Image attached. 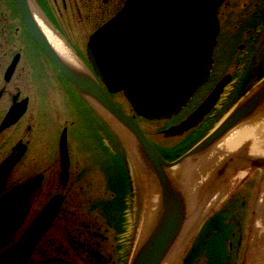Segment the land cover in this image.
Instances as JSON below:
<instances>
[{"label":"flooded vegetation","instance_id":"obj_1","mask_svg":"<svg viewBox=\"0 0 264 264\" xmlns=\"http://www.w3.org/2000/svg\"><path fill=\"white\" fill-rule=\"evenodd\" d=\"M125 2L126 0H25V5L27 14L38 31L47 39L43 27L48 29L70 54L71 61L79 66L76 68L92 75L93 71L86 56L85 44L89 36L108 22ZM228 2H230L229 5ZM248 5L249 9L247 10L246 6ZM228 7L230 11H227ZM217 19L219 31L214 49L219 45V37L228 30L227 38H232V43L228 44L229 50H235L234 56L230 52V54L222 52V60L226 56H230L226 61L227 65L234 64L233 60L239 58L237 54L244 51L250 55L246 59L252 60L257 55L256 62L254 65L247 64L250 69L246 68L245 73L239 72L240 76H236L235 71L228 69L230 66L219 74L214 73L212 68L208 80L195 90L187 103L188 105L197 102L201 98L196 103L195 108L177 118L180 119L177 122L173 119L181 114L187 105L174 117L162 119L169 120L171 124L167 129L155 130L153 132L155 135L162 132V134L172 136L167 130L185 120L213 93L219 83L227 78V83L222 86L213 106L202 116V121L194 127L202 125L199 131L201 135L204 133L199 139L202 141L220 125L234 106L264 77V0H225L217 10ZM230 21L231 25H229ZM225 26L230 29H226ZM87 31L89 33L86 36L84 51L82 52L80 48L81 36ZM226 44L223 46L225 47ZM83 54L85 57L82 56ZM67 64L75 67L70 61ZM96 79L100 86L105 89L102 82L98 78ZM48 86H51L52 91L55 89V92L49 95V101L53 109L56 130H59L56 146L55 143L48 145L47 141ZM228 88L231 92L224 95ZM69 94L84 101L87 123L91 127L94 119H97L98 125L101 126L102 123L106 125L107 129L102 126L100 130L106 135H108L107 130L110 131L111 136L114 135V131H118L108 119L98 112L94 107V102L80 94L56 69L32 38L15 0H0V125L12 108L15 109L11 117L17 118L14 123L0 131V165L9 155H19L5 178L4 186L0 190V199L13 189L20 188L31 180L37 182L34 189L29 194L25 193L22 199L18 195L5 203L9 205L0 206V212H2L0 215V259L20 242L50 199L58 196L60 204L56 214L33 244L22 264H44L48 262L117 264L114 257L120 249H117V245L113 243H116L114 238L118 236L117 229L120 222H112L109 223V226L102 228L101 223L92 219V214L110 213L111 204L109 205V201L105 203L101 200L94 203L95 199H114L115 202V199L124 198L126 192L128 196L133 192L136 194L135 186L132 190L133 182L130 180L132 175L130 176V167L128 168L126 163L128 159L126 160L120 152L119 165L113 160V163H103L104 166L101 164L99 166L91 159L94 149L90 144H87L86 148H80L76 142L73 144L75 138L71 134L73 128H76V132L80 130L75 126L76 121L79 120L72 115V110L67 113L58 106V104L67 105L66 101ZM225 96L231 97L226 101L221 111L216 113V108L219 107H217L218 103L221 104L222 100H225ZM110 97L115 105L125 113L124 105L115 99L116 94H112ZM132 111L133 114H125L135 123H138V127L156 153L167 161L170 157L168 153H174V151L171 148H160L158 143L148 136L147 130L145 131L139 125V121L135 119L138 115L134 110ZM263 118L264 108L258 116L248 122V125L259 122ZM208 119L211 122H208ZM111 120L112 123L115 122L112 118ZM151 120L159 121L160 119ZM194 128L174 135L185 136L184 134ZM120 129L122 128L120 127ZM123 129L126 132L128 130L124 126ZM128 131L131 134L127 132V136L130 137L132 143L127 144L122 135L119 134L123 140L122 143L119 142V147L134 150L133 154L136 161L140 163L142 171L148 175V179L152 178L149 181H152L153 192L157 191L159 185L157 167L155 169L151 162L143 157L138 142H135L136 138L130 130ZM258 131L256 141L261 142L264 134L260 130ZM222 138L223 136L207 147V150H203V153H200L202 155L208 153ZM76 139H78L77 136ZM260 142L258 149L264 151V142ZM248 147L249 144L246 143L245 148L237 152L235 156H228L220 165H217V174H212V181L204 192V196L211 193L210 196H207L209 198L214 195L218 197L219 194V199L226 196L215 209V212L219 216H216L217 224L225 226L224 235L227 236V240L223 239L222 242L224 259H226L225 251L230 248H235L236 251L231 250L233 253L229 255L231 264L235 263L234 259L238 255L237 251L242 242L244 244L247 241L248 231H255L254 226L256 224L257 226H264V156L246 157ZM49 150L54 153L51 157L48 156ZM61 150L65 158L64 162L67 158L66 171L62 170ZM132 160L134 161V159ZM102 172H106V174H102ZM110 172L114 174H110ZM227 172L229 175L225 177ZM235 180L237 183H234ZM106 181H108L109 186L107 192H105L104 185ZM110 184L115 191H111ZM234 184L235 186H232ZM231 187L232 189L229 191ZM52 193L53 195L47 200V195ZM105 204L108 205L107 210H104ZM88 217L89 220H87ZM8 219L12 220L8 230H6L5 222ZM253 227L254 229H252ZM112 231L116 232L111 240ZM236 243L237 245H235Z\"/></svg>","mask_w":264,"mask_h":264},{"label":"water","instance_id":"obj_2","mask_svg":"<svg viewBox=\"0 0 264 264\" xmlns=\"http://www.w3.org/2000/svg\"><path fill=\"white\" fill-rule=\"evenodd\" d=\"M223 1L127 0L121 10L97 29L88 41L87 59L94 75L104 84V90L94 76L68 65L58 56L28 16L25 0H15L32 38L56 69L80 94L90 98L130 130L143 157L155 169L157 167L161 192L158 212L129 264H163L182 233L186 217L185 198L170 182L166 168L171 170L189 156L205 150L230 129L240 126L263 109L264 77L236 104L217 128L189 152L171 162L163 160L156 153L138 125L113 103L109 94L122 92L135 113L147 119L176 115L197 87L209 78L218 34L216 14ZM226 79L211 94L210 106H213L222 86L227 83ZM142 94L148 96L152 107L141 105L145 102L139 96ZM197 110L167 131L174 135L196 125L205 113ZM16 120L17 118L6 116L0 125V131ZM10 157L9 155L3 162L5 165L2 173L0 172V190L4 186L7 171L10 172L17 159L15 157L9 161ZM32 182L33 186L37 184L34 180ZM12 191L0 199V204L14 198L13 193L17 190L15 188ZM59 204L58 196L48 202L37 221V227L32 228L26 239V242L30 240L27 248L22 245L24 249L28 250L43 229H46Z\"/></svg>","mask_w":264,"mask_h":264},{"label":"rangeland","instance_id":"obj_3","mask_svg":"<svg viewBox=\"0 0 264 264\" xmlns=\"http://www.w3.org/2000/svg\"><path fill=\"white\" fill-rule=\"evenodd\" d=\"M229 4H230V2H228V5ZM246 8L248 10L249 5L246 6ZM228 9H229V7L227 8V11H230ZM233 17H234V15H233ZM230 23H231V21L229 22V25H231ZM223 28H224V26H223ZM225 28L230 29V28H227L226 26H225ZM227 32H228V30L225 31L223 36L219 37V45L216 47V49L214 51L213 72L216 74H219V72H221V71L223 72V70L225 68H228V66H230V68H228V69L235 71L236 76L237 75L240 76L241 74L239 72L242 71V73L243 72L245 73L246 68L250 69V67H247L248 65H254V63L256 62V59H257V55H255V57L252 60L250 58L246 59V57L250 56V55L244 51H241V52L238 51L239 53L237 55H239V58H236L235 60H233L234 64L230 63L229 65H227L226 61H227V59L230 58V56L229 57L226 56L225 59L222 60V58H223L222 52H226L228 54L231 53V54H233V56L235 55L234 54L235 50H232V51L229 50L230 46L228 44L232 43V38H227ZM88 33H89V31H87L86 34L82 35L83 37L81 36L82 40H81L80 48H81L82 52L84 51V43H85L86 36ZM225 43H227V44L224 47L223 44H225ZM82 56L85 57L84 54ZM219 63H220V65H219ZM223 64H225L226 66ZM230 86L232 87L233 85H230ZM229 89L230 88L225 90L224 95H227L228 92H231V90H229ZM54 92H55V89L52 91L51 86L47 87L48 108H47V117H46V127L48 129L47 130L48 145L51 143H55V146H56L59 130L58 131L56 130V122L54 120L53 109L51 108L50 101H49V97H50L49 95L53 94ZM230 97L225 96V100L224 101L222 100L221 104H220V102L218 103L217 107L218 106L219 107L216 108L217 109V111H215L216 113L221 111L222 107L225 105L226 101H228ZM115 99L120 104L122 103L124 105V109H125L126 114H129V113L133 114V113H131L133 111L129 107V104L126 102V99L124 98V96L122 94H116ZM200 100H201V98L198 99L197 102H199ZM66 102H67V105H65V106L63 104H60V105L58 104L60 109L67 111V113H70L72 110V115L77 117L79 120V121H76L75 126L77 128H79L80 130H78L76 132V128H73V131L71 134V136L73 138H75L73 144H75V142H76V144L80 148H86L87 144H90L91 147L94 149V151L91 155V159H93L95 161V164H98L99 166H100V164L104 166L103 163L109 164V163H113L114 161L117 165H119V163H120L119 162L120 161V154L119 153L120 152L126 160L128 159V162H126V163H127V167L128 168L130 167V169H129L130 176L132 175L130 177L131 178L130 180L133 182L132 190L135 186L136 194L133 192V193H130V195L128 196V194L126 192V196L124 198H122L120 200L115 199V202H114V199L113 200H111V199H95L94 203L100 202L101 200L105 201V203H106V201H109V205L111 204L110 210H109L110 213L109 214H101V215L92 214V219L98 223H101L102 228L109 226V223L120 222L119 228L117 229L118 236L116 238H114V233L116 231H114V232L112 231V233H113L112 238L109 234V237L111 238V240L113 238L116 240V243H113V244L114 245L116 244L117 245L116 248L120 249L119 253L117 251V254L114 257V261L117 264H129L135 250L137 249V246L142 241V239L145 237V235L147 234V231H148V229H145V227H146L145 222H147V220H149L150 217L147 215H148V212H150L152 209L151 208L152 207L151 202L149 199L147 200V196H146V192H147V188H146L147 183L146 182H147V180H149L148 175H146L143 171L139 170L136 167V165L134 166L132 164L131 159H133V156L130 152V151H134L132 148H131L132 150H129V149H126L125 146H124L125 149H122L121 147H119V142L120 143L123 142V140L120 137L121 133L113 130L114 135L111 136L110 131L107 130V134L109 136H111V137H109L108 135H106V133H104L103 131H100L102 129V126L105 127L106 129H107V127L104 123H102L101 126L98 125V123L96 122L97 119H94V123L91 127L87 123V115H86L87 111L85 108L86 105L84 104V101L81 98H78L75 95L69 94ZM197 102L196 101L192 102V103L190 102L191 104H188L187 108H185V110H183V112L181 114H179L173 120H176V122L178 120H180L177 118H180V116H183V114H185L187 112L189 113L192 108H195ZM95 104L96 103H94V107H95ZM96 105H98V104H96ZM99 107L102 110H104L101 106H99ZM92 111L94 112L93 109H92ZM104 111L107 112L106 110H104ZM98 112H99V110H98ZM96 113H97V111H96ZM108 114L115 121V123L117 122L116 124L123 129V125L120 122H118L110 113H108ZM127 117L130 118L129 116H127ZM135 119H137V121H139V125L145 131L147 130L148 136L153 141H156L160 148H165V149L171 148V150L174 151V153L173 152L168 153V155L170 157L167 160V162L175 161V160L179 159L181 156H183L184 154H186L187 152H189L196 144H198L200 142L199 139L204 134V133L202 135L199 134V131H200V128L202 125H200L196 128H194L195 125H193V127H191V128H194V129L189 131L187 134H184L185 136H182V137H179L180 135L179 136H176V135L167 136L165 134H162V132H159V135H155L153 133L155 130L157 131V129H158L159 131H161L163 129H167V127L171 124V122H169V120H162V119H160L162 121H160V120L159 121L158 120H148L145 118H141L140 116H136ZM211 120L208 119V122H211ZM201 121H202V119H200L196 123V125L199 124ZM110 124L113 126L112 122ZM136 124L138 125V123H136ZM71 130H72V128H71ZM127 132L130 133L128 130H127ZM181 133L182 132H180L178 134H181ZM257 134H259V131H256V134H255L256 139L255 140H257V138H258ZM76 136L78 137L79 140L76 139ZM261 139H263L261 141H264V136ZM114 141H116L118 144L115 143ZM250 141H254V140L250 139ZM135 142H136V140H135ZM81 143H84V144H81ZM116 144L118 145V147ZM252 144H253V142H252ZM165 151H167V150H165ZM48 152H49V154H48L49 157L54 155V153L52 151L49 150ZM165 154H167V153H165ZM201 155H202L201 153H197L195 155L189 156L188 158L194 156L193 157V159H194L197 156H201ZM184 161H181L174 168H177L178 166L182 165V163ZM134 164H135V162H134ZM110 165H112V164H110ZM166 170L169 171L170 169L166 168ZM102 174H106V172L105 173L102 172ZM110 174H114V173L110 172ZM234 183H237L236 180L234 181ZM104 185H105V192H107L109 190L108 181H106ZM193 185L195 186L194 183H193ZM193 185H192V187L194 188ZM156 186H157V184H156ZM232 186H235V184ZM110 189H111V191H115L114 187H112L111 184H110ZM195 189L196 188L191 189L190 192L193 193ZM231 189H232V187L229 189V191ZM158 190H159V188L157 187V191ZM52 195H53V193L48 194L47 200L50 199V197ZM224 198H220V199L217 198L215 200H212V203L211 202L208 203V201L206 202V205L208 206V208H207V206L206 207L203 206V208L201 210L202 213L199 212L200 217H199L198 222L195 226V229L193 230V233H191V235L187 237V239L185 241L186 243H185V245H183L182 250L174 258H172L171 260H167L170 256L172 249H174V246H173L171 248L170 252L168 253L166 259L164 260L163 264H215V263H213L214 261L216 262V264H220L219 263V261H220L219 254H220L221 249H222L223 239L227 240V236L224 235V233H225L224 227L225 226H221V225L217 224L218 219H216L217 215H216L215 209L219 206V204H221L223 202ZM206 199L207 198H203V200L200 202L202 203ZM147 202H148V204H147ZM104 206H105L104 210H107L108 205L105 204ZM94 207H96V205H94ZM153 217H154V215H153ZM186 217L188 219V217H189L188 213H187ZM217 217H219V216H217ZM224 217H226V216H224ZM89 219L90 218L88 217L87 220H89ZM147 224H150V223L147 222ZM261 228H262L261 226H257V227H255V231H253V232L248 231L249 234L247 235V241H245L244 244L242 242L241 247H239V249L237 251L238 255L234 259L235 263H233V264H248V259L250 257L252 250H253L254 254L256 253L255 258H259L260 255L257 254V251L255 249H253L252 246L250 247L249 245H250V243H252L251 241L254 238H256L255 235H258V232L262 231ZM235 245H237V243ZM114 248H115V246H114ZM248 248H249V252H247ZM231 250L233 252H236L235 248H230L227 251H225L226 252V255H225L226 259H224V262L222 261L223 264H231V258L229 257V255L231 253H233ZM225 252H224V254H225ZM209 259H211L212 261H210ZM166 261H167V263H166Z\"/></svg>","mask_w":264,"mask_h":264},{"label":"bare ground","instance_id":"obj_4","mask_svg":"<svg viewBox=\"0 0 264 264\" xmlns=\"http://www.w3.org/2000/svg\"><path fill=\"white\" fill-rule=\"evenodd\" d=\"M43 30H44V33L46 34L47 41L49 40L52 48L55 49L54 51L58 54V56L64 62L68 63L70 61L72 64L75 65V67L76 66L79 67L77 64H75L74 62L71 61L72 58L70 57V54L65 50V48L62 46L60 41L58 39H56V37H54L48 31V29H45L43 27ZM90 38H91V36H89V38L85 44L86 56H87V51H88V41L90 40ZM212 95H209L207 97V99L201 105H199V107L197 108L198 110L196 109L198 112H205V113L208 112V110L212 106L211 105L209 108H207L209 106V100L211 99ZM139 96H142L143 98L142 97L141 98L145 100V102L142 101L143 104H141V105L152 107L151 104H149L150 101H149V98L147 95L142 94ZM109 97H110V95H109ZM124 98L126 99L125 96H124ZM126 101L128 102L127 99H126ZM136 102H138V101H136ZM128 104L130 105L129 102H128ZM95 107L99 110L100 114H102L106 119H108L110 121V123L112 122L110 116L105 111H103L96 104H95ZM130 107L132 108L131 105H130ZM14 109L15 108H12L8 112L7 117L13 116V110ZM196 110H194V112ZM261 111H262V109L260 111H258L253 117H251L248 120H246L245 122H243L240 126L230 129L223 136L222 140L220 142H218L217 144H215L210 149V151L208 153H205L204 155H201V156H197L194 159H193L194 156L190 157V158H186V160L182 163V165L178 166L177 168L171 169L170 171H166V174L169 177V180L172 183V185L175 188H177L180 191L183 198H185L184 200H185L186 216H187V213L189 216L188 219H187V217H185V224H184V228L182 230V233H181L180 237L178 238L177 242L175 243L174 249H172L170 256L167 260H171L182 250L183 245H185V243H186L185 241H186L187 237L190 236L191 233H193V230L195 229V226H196L198 219L200 217V213H202L201 210H202L203 206H205V207L207 206L206 202L208 201V203H210V202L212 203V200H215L216 198H218L220 196V194H219L218 197L216 195H214L211 198L207 197V196H210L211 193H209L206 197L204 196V194H205L204 192L207 190V186L212 181V174L213 175L217 174V170H216L218 168L217 165H220V163L225 158H227L228 156H231V155L235 156V154L237 152H239V151H241V149L245 148L246 143L249 144V147H248L247 153H246V157H251V156H256V155H263L264 156V151H261L258 149V144L260 141L255 140L256 139V137H255L256 131L260 130V132L264 133V118L259 122L248 125L249 124L248 122H251L254 119V117L258 116L261 113ZM205 113H203V115ZM223 120L221 122H223ZM112 124H113L114 128L117 129L119 133H121V135L125 139L126 143L131 144L132 142L130 141V137L127 136L128 133L126 131L120 129V127L115 122ZM250 139H253L254 141H250ZM252 142H253V144H252ZM263 142L264 141H261L260 143H263ZM130 152H131L133 159H134V162H135V164H134L133 160L131 159L133 165L134 166L136 165V167L142 171V167L140 166V163H138L136 161L135 156L133 154V151H130ZM10 156L11 157L9 158V161L14 159L15 157L17 159L19 157L18 154H11ZM64 159L65 158L63 155V151L61 150L62 170L66 171V169H67V162H66L67 158H66L65 162H64ZM3 162L0 165V172L1 173L4 170V165H5V164H3ZM8 173H9V171H7V175H8ZM228 175H229V172L226 173L225 177H227ZM34 182H35V180H34ZM151 182H152L151 180L150 181L147 180V182H146L147 183V187H146L147 188V192H146L147 200L149 199L151 202V205H152V207H151L152 209L150 212H148V215H147L150 217L149 220H147V222H149L150 224H147V222H145V224H146L145 229H148V230H149L151 224L153 223L154 218L158 212L159 203H160V196H161L160 195L161 192L159 190L153 192V184ZM192 182L195 184V186L193 185ZM192 185L194 186V188H196L193 193L190 192L191 189H194L192 187ZM31 186H33L32 180L29 181L28 183H26L25 185H23L22 187L16 188L17 191L15 192V194L13 193V196L17 197L18 195H20V199H22L23 195L25 193H27L26 191L30 189L29 192L27 193V194H29L34 189V187L36 185L33 186L32 188H31ZM155 186H156V184H155ZM158 188H159V185H158ZM217 188H219V186H217ZM13 190H15V189H13ZM203 198H207V199L201 203L200 201H202ZM11 199L12 198H10V200ZM147 204H148V202H147ZM5 205H9V204H5V203L0 204V206H5ZM207 208H208V206H207ZM43 212H44V210L41 212V214L38 216V218L35 220V222L29 228V230L24 235V237L20 240V242L10 252H8L6 255H4L0 259V264H22L23 263L25 257L27 256V254L31 250L33 244L37 241V239L40 237V235L44 232V229H43L42 233L38 236V238L35 241H33V243L31 244V246L29 247L28 250H26V249H24V247H22V245L24 244L25 248H27L30 240H29V242H26V239H27V237L30 236V232H31L32 228H35L37 221L42 216ZM1 213L2 212H0V215H1ZM152 214L154 215V217ZM11 220L12 219H8L5 222L6 230H8L9 225L11 223ZM256 226H257V224L254 227H256ZM254 227L252 229H254ZM261 230L262 231L258 232V235H255L256 238H254L251 241L252 243H250V245H249L250 247L252 246V248L255 249L257 251V254L260 256H259V258H255L256 253L254 254V252L252 250L250 257L248 259V264H264V226L261 228ZM247 252H249V248H248ZM166 263H167V261H166Z\"/></svg>","mask_w":264,"mask_h":264},{"label":"trees","instance_id":"obj_5","mask_svg":"<svg viewBox=\"0 0 264 264\" xmlns=\"http://www.w3.org/2000/svg\"><path fill=\"white\" fill-rule=\"evenodd\" d=\"M219 257L221 258L220 259V261H219V263L220 264H223V262H224V256H223V250L221 249V252H220V254H219ZM210 261H212L211 259H209ZM223 261V262H222ZM213 263H215L216 264V262L214 261Z\"/></svg>","mask_w":264,"mask_h":264}]
</instances>
